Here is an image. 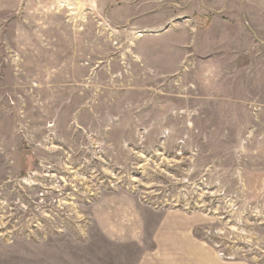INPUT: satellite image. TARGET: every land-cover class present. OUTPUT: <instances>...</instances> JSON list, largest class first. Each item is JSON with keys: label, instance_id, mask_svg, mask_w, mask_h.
Returning a JSON list of instances; mask_svg holds the SVG:
<instances>
[{"label": "rangeland", "instance_id": "rangeland-1", "mask_svg": "<svg viewBox=\"0 0 264 264\" xmlns=\"http://www.w3.org/2000/svg\"><path fill=\"white\" fill-rule=\"evenodd\" d=\"M192 244L264 257V0H0V264Z\"/></svg>", "mask_w": 264, "mask_h": 264}, {"label": "crops", "instance_id": "crops-1", "mask_svg": "<svg viewBox=\"0 0 264 264\" xmlns=\"http://www.w3.org/2000/svg\"><path fill=\"white\" fill-rule=\"evenodd\" d=\"M192 251H193V255H194V261L192 264H219L218 260L215 259L214 257H212L211 255H208L207 253H204L202 251V249L194 244H192ZM263 258L262 262H260V264H264V257H260ZM250 261H248V264ZM247 263H241V264H247ZM254 264V263H252Z\"/></svg>", "mask_w": 264, "mask_h": 264}]
</instances>
